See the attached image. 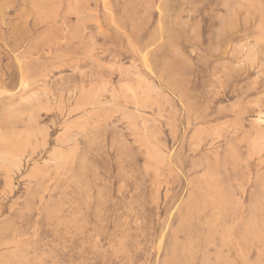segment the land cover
I'll use <instances>...</instances> for the list:
<instances>
[{"label":"rangeland","instance_id":"rangeland-1","mask_svg":"<svg viewBox=\"0 0 264 264\" xmlns=\"http://www.w3.org/2000/svg\"><path fill=\"white\" fill-rule=\"evenodd\" d=\"M0 264H264V0H0Z\"/></svg>","mask_w":264,"mask_h":264},{"label":"bare ground","instance_id":"bare-ground-1","mask_svg":"<svg viewBox=\"0 0 264 264\" xmlns=\"http://www.w3.org/2000/svg\"><path fill=\"white\" fill-rule=\"evenodd\" d=\"M103 2V1H102ZM112 19V18H111ZM99 20V19H98ZM97 24V23H96ZM160 25V24H159ZM101 29V28H100ZM124 32V31H123ZM174 42V41H173ZM131 43V42H130ZM149 51V50H148ZM135 56V55H134ZM141 58V57H140ZM145 61V60H144ZM12 94V93H11ZM132 95V94H131ZM258 117V116H257ZM261 117V116H260Z\"/></svg>","mask_w":264,"mask_h":264}]
</instances>
